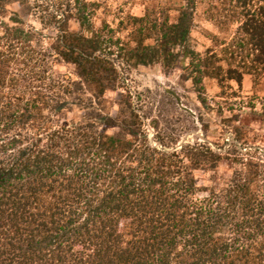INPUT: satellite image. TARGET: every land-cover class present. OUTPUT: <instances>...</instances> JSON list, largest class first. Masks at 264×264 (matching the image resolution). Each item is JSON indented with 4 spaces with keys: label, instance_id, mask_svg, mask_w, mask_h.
Returning a JSON list of instances; mask_svg holds the SVG:
<instances>
[{
    "label": "trees",
    "instance_id": "trees-1",
    "mask_svg": "<svg viewBox=\"0 0 264 264\" xmlns=\"http://www.w3.org/2000/svg\"><path fill=\"white\" fill-rule=\"evenodd\" d=\"M16 3L57 30L51 50L20 13L6 20ZM96 6L0 0V264H264V153L235 141L225 153L210 144L178 147L158 135L154 145L130 100L115 118L104 114L100 99L120 76L103 29L91 32ZM226 7L240 21L222 57L187 46L196 1L176 23L131 17L136 46L127 57L115 41L119 55L170 66L180 47L192 59L184 82L241 88L246 75H264V0ZM73 19L82 31H69ZM59 60L74 64L79 80L55 75ZM75 107L84 112L78 121L55 120ZM225 158L242 168L223 189L200 188L195 172L215 171Z\"/></svg>",
    "mask_w": 264,
    "mask_h": 264
},
{
    "label": "rangeland",
    "instance_id": "rangeland-1",
    "mask_svg": "<svg viewBox=\"0 0 264 264\" xmlns=\"http://www.w3.org/2000/svg\"><path fill=\"white\" fill-rule=\"evenodd\" d=\"M87 1L97 4L92 17L95 29L91 32L103 29L104 51L110 56V49L107 47L113 45L111 51L114 56L110 58L115 60L120 76L116 88L107 91L100 99L104 114L115 118L125 101L130 100L136 112L142 116L144 130L148 132L154 145L155 135H158L167 143L177 142L178 147L185 142L210 144L214 150L225 153L235 141L239 147L245 145L247 149H259L260 154L264 153V75L259 79L246 75L241 88L235 82L225 83L222 88L216 79L205 78L203 90H197L191 80L184 82L181 79L190 71L192 59L181 54L180 47L173 50L179 56L170 66L163 62L150 66L135 65L134 60L127 58L130 57L127 52L136 46L132 38L131 17L153 14L162 20L168 18L171 23H176L180 11L191 5V1H196V9L193 11L188 48L203 56L211 49L222 57V50L230 43L240 21L228 7L227 11L221 9L228 0ZM12 12L20 13L27 24L35 27L44 37L41 45L51 50L58 35L53 26L44 25L38 15L35 17L27 6L16 3L8 7L6 20ZM68 29L73 33L82 31L75 19L70 21ZM86 34L90 35L88 32ZM113 35L114 44H111L109 37ZM119 39L121 46L126 48L124 52L127 57L125 54L119 55L121 50L115 44ZM154 43L152 40L147 41V44ZM53 71L58 77L79 80L76 66L72 63L59 60ZM87 89L88 97L96 94L94 87ZM83 114L84 112L75 107L72 112L56 117L55 120L62 123L78 121ZM118 132L116 127L108 128L111 135ZM241 168L225 158L217 170H198L195 175L200 188L223 189L231 181L235 171ZM205 196L204 192L199 194L200 198Z\"/></svg>",
    "mask_w": 264,
    "mask_h": 264
}]
</instances>
